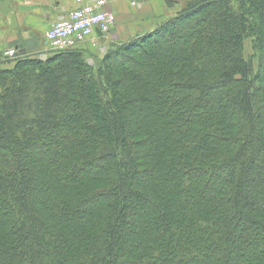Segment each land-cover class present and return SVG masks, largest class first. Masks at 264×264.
<instances>
[{
    "label": "trees",
    "instance_id": "trees-1",
    "mask_svg": "<svg viewBox=\"0 0 264 264\" xmlns=\"http://www.w3.org/2000/svg\"><path fill=\"white\" fill-rule=\"evenodd\" d=\"M55 52L0 67V264H264V0Z\"/></svg>",
    "mask_w": 264,
    "mask_h": 264
},
{
    "label": "crops",
    "instance_id": "crops-1",
    "mask_svg": "<svg viewBox=\"0 0 264 264\" xmlns=\"http://www.w3.org/2000/svg\"><path fill=\"white\" fill-rule=\"evenodd\" d=\"M76 0H0V55L8 50L35 53L45 47V33L51 24L65 16L75 6ZM168 0H107V9L114 12L118 23L111 35L98 33L87 45L123 34L125 40L152 31L172 12ZM178 3L188 0H176ZM139 19L138 18H142ZM131 19L124 24L122 18ZM128 17V18H126ZM153 18L150 19V18ZM118 25V26H117ZM85 44V43H84ZM44 45V46H43ZM1 65V64H0Z\"/></svg>",
    "mask_w": 264,
    "mask_h": 264
},
{
    "label": "built area",
    "instance_id": "built-area-1",
    "mask_svg": "<svg viewBox=\"0 0 264 264\" xmlns=\"http://www.w3.org/2000/svg\"><path fill=\"white\" fill-rule=\"evenodd\" d=\"M76 6L51 24L44 39L53 51H65L94 40L98 33L110 35L116 25L114 12L107 9V0H76ZM16 50L5 56L13 58Z\"/></svg>",
    "mask_w": 264,
    "mask_h": 264
},
{
    "label": "rangeland",
    "instance_id": "rangeland-1",
    "mask_svg": "<svg viewBox=\"0 0 264 264\" xmlns=\"http://www.w3.org/2000/svg\"><path fill=\"white\" fill-rule=\"evenodd\" d=\"M140 1V0H139ZM170 1V0H168ZM175 2H177L176 0H174ZM185 3L186 1H183V3H178L176 4L175 6L172 7V9L170 10L172 12V15L170 17H168L167 19L171 18L174 14H176L178 11L182 10L185 6ZM116 16V15H115ZM128 18V17H126ZM144 16L142 18H138L137 20L139 19H143ZM117 19H120V18H117L116 17V24L118 23ZM150 19L153 20V18L151 17ZM131 19H125L124 17L122 18V21L121 22H124V24L128 23ZM116 26V25H115ZM118 26V25H117ZM111 35V34H110ZM109 35V36H110ZM112 36V35H111ZM125 38L123 36V34L121 33H117V35L113 36V37H110V39L108 40H99V42L97 44H94V43H91L89 45H87L88 42H86L85 44H82L80 46H78L77 48L75 49H78L79 51H83L85 57L87 58V61L90 63V64H95V65H98L100 64L101 60L104 58L105 54L107 53L108 50L111 49V46L112 45H115V43H121V42H124ZM45 47H42L43 50L39 51V52H35V53H30V56L32 58H39L41 60H46L48 59L50 56H52L53 54H55L56 52L49 49L46 44L44 43ZM43 45V46H44ZM246 52H247V56L249 57V60H252L253 59V56L255 55L254 52H253V49L250 45V42H247L246 44ZM17 56V55H16ZM14 56L13 58H9L7 56L4 55V57L7 58L8 62H10V64H1L0 67H10L14 64L13 60H15L17 57ZM21 57V56H20ZM3 58V57H2ZM12 61V62H11ZM256 61H254V64H255ZM136 67V66H135ZM137 68V67H136ZM121 75V73H120ZM118 81H124L125 78L122 76V77H119L118 76ZM124 79V80H123ZM138 139H141L138 138Z\"/></svg>",
    "mask_w": 264,
    "mask_h": 264
}]
</instances>
